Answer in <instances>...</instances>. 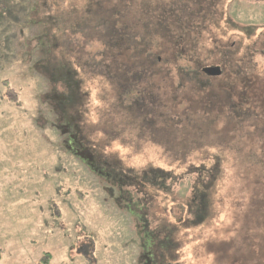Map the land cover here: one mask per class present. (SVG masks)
Returning a JSON list of instances; mask_svg holds the SVG:
<instances>
[{"label": "rangeland", "instance_id": "obj_1", "mask_svg": "<svg viewBox=\"0 0 264 264\" xmlns=\"http://www.w3.org/2000/svg\"><path fill=\"white\" fill-rule=\"evenodd\" d=\"M135 1L108 0L106 11L124 5L117 28L139 37ZM201 4L210 19L194 44L159 56L171 69L156 92L165 107L141 129L123 111L136 94L111 82L117 60L73 26L87 0H0V264H264V164L207 148V135L166 142L198 118L165 119L187 107L180 93L194 82L172 60L264 77V0Z\"/></svg>", "mask_w": 264, "mask_h": 264}, {"label": "trees", "instance_id": "obj_2", "mask_svg": "<svg viewBox=\"0 0 264 264\" xmlns=\"http://www.w3.org/2000/svg\"><path fill=\"white\" fill-rule=\"evenodd\" d=\"M137 1H135L136 4ZM139 1L144 6L146 13L143 11L144 8L141 9V12V7L132 12L128 10L133 27L142 26L144 31L146 30L139 37L130 28H117L119 23L121 24L119 22L120 11L125 9V6L119 5L113 7L111 11H106L108 0H87L86 8L83 9L87 15L77 19L73 26L84 31L83 33L92 32L95 35L94 38L106 45L105 54L107 57H110V60L118 61H116L117 73L112 71V75L115 77L111 82L119 88L120 95L125 93V89L131 90L134 95L136 94L135 100L132 102H126V97L123 98L122 101L125 102L123 111L127 112L126 114L132 123H137L139 120L141 129L146 126L153 129L155 118L158 116H156V107H165L164 101L156 94L157 89H159L157 88L159 87L158 83L168 75L165 74L166 72L170 73L171 71L165 67V64L161 63L163 60H159L161 53L173 56V47L177 48L176 54L181 49L188 50L194 44L191 39L192 34L199 33L201 35L202 29L205 27L202 22L210 19V17L206 10L207 7L205 8L206 5L201 4L202 0H168L166 3H164L165 0ZM24 5H26L25 10L28 9L29 1L25 2ZM6 9L10 13L11 9L7 4ZM146 14L152 15L151 19L158 24L154 30L148 31L146 29L149 22L145 21ZM77 28L74 29L77 30ZM155 32L159 36H154ZM106 36H109V40H106ZM103 37L106 39L103 40ZM198 40L200 39L198 38ZM156 41H163L166 45L159 47ZM124 55L128 56L129 60H121ZM175 61L177 60H172L170 64L178 66L180 76L185 79L193 78L194 82H190V85H193L188 90L190 94L188 92L180 93L183 97L188 98L187 107L181 104L173 111L171 109L172 112H166L165 119L170 124H174L183 122L184 119L188 121L190 117L198 118L195 120L194 128L191 131L185 127L174 134L173 130H170L171 138L166 142L175 143L174 139L181 137L182 144L189 146L188 143L191 142L192 138L200 137L201 140L202 136L207 135L212 140L207 143V148L216 144L217 148L218 145L230 146L232 153L239 160L245 162L243 165L248 164L246 167L253 165L249 164V161L252 160L255 164H264V77L241 76L234 72V77L230 78V76L226 77L225 75L223 77L221 74V79L217 83H213L212 77L217 78L221 75L210 76L203 72V62L198 63L194 68L186 66L183 70ZM190 62L193 65L191 60ZM196 62L199 61L196 60ZM122 65H124V69H121ZM201 76H204L205 79H201ZM207 79L209 81H206ZM193 92L199 97L195 98ZM123 102L120 101L121 104ZM199 110H202V114L198 112ZM183 115L184 117H182ZM164 131L165 129L162 130L163 135L168 139L169 134H165ZM197 139L199 140V138ZM202 145L203 143L200 146ZM90 149L92 150L93 147L91 146ZM223 149L218 148L219 151ZM1 259L0 250V261Z\"/></svg>", "mask_w": 264, "mask_h": 264}, {"label": "water", "instance_id": "obj_3", "mask_svg": "<svg viewBox=\"0 0 264 264\" xmlns=\"http://www.w3.org/2000/svg\"><path fill=\"white\" fill-rule=\"evenodd\" d=\"M203 72L210 76H219L222 74V70L219 66H206L203 68Z\"/></svg>", "mask_w": 264, "mask_h": 264}]
</instances>
